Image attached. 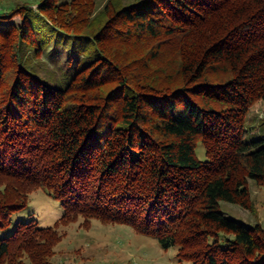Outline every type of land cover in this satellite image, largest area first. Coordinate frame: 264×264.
<instances>
[{"label":"trees","instance_id":"obj_1","mask_svg":"<svg viewBox=\"0 0 264 264\" xmlns=\"http://www.w3.org/2000/svg\"><path fill=\"white\" fill-rule=\"evenodd\" d=\"M97 1L0 0V264H51L81 219L189 264H264V225L220 210L253 211L249 179L264 185L245 124L264 106V0ZM37 189L64 206L52 226L16 218Z\"/></svg>","mask_w":264,"mask_h":264},{"label":"rangeland","instance_id":"obj_2","mask_svg":"<svg viewBox=\"0 0 264 264\" xmlns=\"http://www.w3.org/2000/svg\"><path fill=\"white\" fill-rule=\"evenodd\" d=\"M97 2L102 6L107 1ZM16 20L20 22L19 18ZM54 54L57 52L52 50L42 54L48 68L56 69L58 64H64L63 57L66 54H60L61 57ZM245 124L250 130L246 136L248 140L264 138V106H258L249 114ZM195 152L199 159L207 158L202 142L198 143ZM248 186L254 205L253 211L226 201H221L220 210L245 225L250 226L257 222L264 225V185H258L250 178ZM29 197L28 207L16 218L35 219L40 226L47 227L54 225L65 212L61 201L50 196L44 189L33 191ZM81 220L60 227L63 239L55 247L51 264H189L179 260L176 255L177 248L165 249L156 238L137 233L128 225L105 224L93 220L91 227L85 228ZM25 261L26 264H32Z\"/></svg>","mask_w":264,"mask_h":264}]
</instances>
